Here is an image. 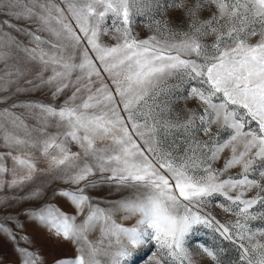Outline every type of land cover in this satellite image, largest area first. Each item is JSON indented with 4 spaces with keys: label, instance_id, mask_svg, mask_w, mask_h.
<instances>
[{
    "label": "snow or ice",
    "instance_id": "obj_1",
    "mask_svg": "<svg viewBox=\"0 0 264 264\" xmlns=\"http://www.w3.org/2000/svg\"><path fill=\"white\" fill-rule=\"evenodd\" d=\"M0 264H264V0H0Z\"/></svg>",
    "mask_w": 264,
    "mask_h": 264
},
{
    "label": "rangeland",
    "instance_id": "obj_2",
    "mask_svg": "<svg viewBox=\"0 0 264 264\" xmlns=\"http://www.w3.org/2000/svg\"><path fill=\"white\" fill-rule=\"evenodd\" d=\"M61 206L64 207L65 211H69V212L72 211L70 206L64 204H62ZM36 243L39 246H41L49 256L57 255L61 253V249L59 248V246L56 245L54 241L47 239L46 236L42 233H37ZM5 251H6V259H13L10 248L6 247Z\"/></svg>",
    "mask_w": 264,
    "mask_h": 264
}]
</instances>
